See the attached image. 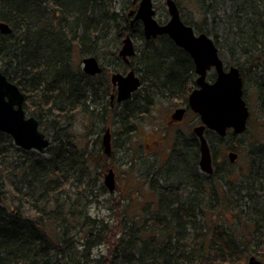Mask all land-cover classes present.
<instances>
[{
  "label": "trees",
  "instance_id": "1",
  "mask_svg": "<svg viewBox=\"0 0 264 264\" xmlns=\"http://www.w3.org/2000/svg\"><path fill=\"white\" fill-rule=\"evenodd\" d=\"M133 1L0 0V22L12 29L0 32V71L25 95L27 116L36 118L51 140L46 151L38 153L17 148L11 136L0 132V264H247L252 256L264 262V214L248 219L240 207L243 201L251 204V195L246 202L242 191L218 188L214 176L199 172V140L192 134L188 140L176 138L169 157V162L177 163L174 170L190 181L188 195L171 188V182L149 166L142 178L151 196L141 206L134 197L137 163L130 157L119 164V169L129 165L128 193L116 199L115 191L104 198L109 193L101 181L103 170L98 169L103 165L101 156L108 161L113 157L104 156L102 147L100 154L94 153L87 134L80 141L74 122L77 117L91 120L97 105L89 103L88 96L102 90L109 97L108 73L123 66H111L92 77L79 61L99 58L104 51L119 60L118 49L127 35L141 58L158 59L160 52L147 51L155 41L146 40L142 24L131 27ZM190 2L202 20L193 23L183 16L185 24L212 37L222 49L219 36L205 20L222 22L234 35L241 59H264V0ZM225 4L229 10L220 19L217 15ZM178 7L182 11L180 0ZM243 63L234 64L245 73ZM166 68L146 64L144 71L152 76L149 88L152 83L158 86L159 80L175 88L178 72ZM130 103L134 109L136 103ZM116 107L108 105L103 127L109 121L117 127L128 125ZM206 137L220 140L213 132ZM186 148L189 152L183 155ZM185 162L183 172L179 164ZM101 203H107L108 215H93L92 209ZM153 203L156 210L150 209ZM115 214L122 222L113 226ZM231 215H235L232 222L224 220ZM238 227L245 231L240 240L225 239L229 229ZM97 244H106L107 257H94Z\"/></svg>",
  "mask_w": 264,
  "mask_h": 264
},
{
  "label": "water",
  "instance_id": "2",
  "mask_svg": "<svg viewBox=\"0 0 264 264\" xmlns=\"http://www.w3.org/2000/svg\"><path fill=\"white\" fill-rule=\"evenodd\" d=\"M138 0H134L136 3ZM166 6L170 20L161 24L157 20V11L153 0H141L136 11L135 21H141L147 39H155L158 36L167 35L173 42L187 51L196 65L197 74L200 76L196 89L189 97V107L200 116L202 124L194 129V134L200 142V168L207 174L213 173L211 165V151L205 136L207 130L216 132L224 137L228 129H233L236 134H243L247 130L250 116L248 107L243 99L244 83L240 71L232 67L228 72L224 70V62L219 56V49L213 38L207 34H197L191 26L184 23L180 10L175 0H167ZM0 32L8 34L12 32L10 26L0 22ZM124 57L135 55V47L128 35L123 40V48L120 52ZM84 72L95 76L102 73V67L95 57H87L83 60ZM216 68L218 79L213 83L207 81V73ZM111 82L118 91V101H126L140 87V80L134 71L127 75L114 73ZM25 95L19 87L8 80L0 71V132L12 137L16 147L44 153L50 145V140L41 131L39 121L27 116L24 109ZM185 110H178L173 118L181 121ZM103 148L107 155L111 154V135L107 130L103 139ZM235 155H231L234 160ZM105 186L113 192L116 188V174L113 168L105 175ZM249 264H263L251 259Z\"/></svg>",
  "mask_w": 264,
  "mask_h": 264
},
{
  "label": "bare ground",
  "instance_id": "3",
  "mask_svg": "<svg viewBox=\"0 0 264 264\" xmlns=\"http://www.w3.org/2000/svg\"><path fill=\"white\" fill-rule=\"evenodd\" d=\"M166 1L167 0H165V2ZM226 7H228V6L226 5ZM228 10H229V8H228ZM168 49L173 53L175 52L174 48L170 44L168 45ZM80 65H81V68L84 72V64L82 61H81ZM168 68H171V67H168ZM139 72L141 74V71H139ZM151 77H152L151 74L147 75L145 73L144 90L145 89L147 91L153 90L152 94L151 95L149 94L150 97L148 96L144 102L142 101L143 103H141L140 106H136V104H135L134 109L132 108L133 105L130 103V101H134L136 103L137 96L133 97L135 92L132 94L131 98L132 97L133 98L132 99L130 98L131 99L130 101H122V102L118 101L117 95H116V97L111 96V95L108 97V95L105 94L104 92H102V90H98L96 93H92L88 96V100L91 98L89 100V103H91L92 105H97L96 108H92V110H91V116L92 117L90 120L91 124H90L89 130L93 132L94 130H97L98 128L102 127V128H100V129H102V133H103L102 143H103V139H104V136H105L107 130H110L111 149H112L111 154L107 155L103 149V144L101 145L106 156L110 157L112 154L114 156H116L115 150H114V148H116V144H115V140H114L115 139L114 135L116 133L114 134V128H116L117 126L112 125V123L109 121L107 123V126L103 127L104 123L106 122L107 117H108V105L113 104L112 108L117 106L116 112L118 114H122L123 117L128 118V125L127 126L119 125L118 126L119 128L117 127V130L119 131V134H118L119 138L117 137V143L119 141H124V143L127 144L128 148H127V151L125 153V157H128L127 160H129L130 157H134L136 159V163H137L136 175H138V176H136L137 180H138L136 182H137L138 190L136 191V193H134L135 194L134 197H135V200H138V203L140 202L141 206H143L145 204V202L150 199V196H151V194H149V192H148V189H147L148 187L146 188L147 184L145 183V181L142 178V175L146 174V172L148 171L149 166L152 170L157 172V174H159L162 177L163 181L169 180L171 182V186H172L171 188H174L176 191H179L181 194L188 195V189L191 187L190 181L187 179V177L184 175H181L180 173H177V171L174 170V166L177 163L175 164L173 162H169V157H170V154H171L173 148L171 149V152L168 155L167 159H164V161H162L163 159L148 156L149 154L147 152L142 151L143 148L141 146L137 148V146H135V144L132 143V137H133V135L136 134L138 124H140V122L144 121V119H143L144 117H147L149 115L148 110H149L150 105H151L150 101L152 99H155L156 102H161L164 98L163 96H165L166 92H167V89L164 88V86L160 85V84L157 86V90H155V86L153 83H152L151 87L149 88V86H150L149 81H150ZM113 87L115 88V86H113ZM78 121H79V119L77 117V119L74 122V127L76 126V123ZM255 126H256V129H260L259 122H255ZM103 129L105 131H103ZM249 131L250 130L247 126V130L245 131V133H247ZM88 134H89V132L87 133V135ZM47 138L50 140L49 137H47ZM232 140H233V138H232ZM50 142H51V140H50ZM207 142H208V145H209V148L211 151V165L213 168V173L207 174V173L203 172L200 168V165L198 167L199 172L201 174L207 176L208 178L214 176L213 182L216 183L218 188L223 187L224 190H230V191H234V192H237L239 190V191L243 192L242 193L243 195L248 194V195H251L253 198H256L257 200L252 201L250 212L246 216V217H249L248 219L252 220L251 219L252 217H258V215L264 214V140H261L257 136L252 135V142L253 143H252L251 148H253L254 151H256V153H254V152H250V153L247 152L246 153L247 164L245 166H239V169H241V171L236 173V178H234L235 175L233 173V170H231V168H233V167H231V165L237 164L238 159H240V157H241L240 156L241 153H238L236 147H231V148L226 149V151L228 152L227 158L221 156L220 152H217V155H216V153L214 152L213 147H212V140L209 141L207 139ZM232 142H234V144L235 143L240 144V142L235 138ZM117 146H118V144H117ZM155 147H156L155 145H151V144L147 145L148 149H152ZM118 149H119V146L117 147V150ZM188 152L189 151L187 148L183 149V155H186ZM199 152H200V142H199ZM193 153H194L193 151H192V153H190V156L192 158H194ZM231 155H235L236 158L234 160H232ZM191 157L189 158L188 161L191 160ZM127 160H125V161H127ZM200 160H201V153L199 154L198 164H200ZM213 160H215V161L213 162ZM213 163H214V166H213ZM179 165L182 166L180 168V170H182L183 172H186V169L184 168L186 166V162L184 164H179ZM179 165H178V167H179ZM128 167H129V165L127 166V169H128ZM111 168H113V170H115V166L110 165V168H108L107 171ZM103 169L104 168L102 165V167L98 170H99V172H101ZM95 173H96V170H95ZM104 180H105V176H104ZM104 180L102 179V181H103L102 183H103L104 187L106 188V190L108 191V193L113 194L115 191L118 192L117 191V179H116V188L113 192L109 191V189L105 186ZM125 193H128V192L123 191V192L119 193L118 197L115 196V198L120 199L121 196H123ZM114 195H115V193H114ZM156 207H155V203H153L152 206L150 207V209L156 210ZM232 211L234 213L236 212V210H234V209H232ZM238 211H240V210H238ZM234 216H232V215L231 216H224V220L227 221V219H228V222H232ZM121 222H122V218L120 217V215L115 214L114 220L112 221V223H113L112 225L113 226L120 225ZM120 228L122 230L123 225H121ZM238 228L229 229L228 230L229 234L225 237V239H231V240L234 239L235 241L240 240V236H242L243 235L242 233H244L245 231L243 230V227H241L239 229ZM261 230L264 232V224H262ZM257 234H259V233H257ZM252 238H253V236H252ZM107 249L108 248H107L106 244H97L94 247V253H95L94 257L95 258H99L101 256L107 257V255H108ZM252 258H254L258 262L264 264L263 261L257 259L254 256L249 257V259L247 260V264L250 263Z\"/></svg>",
  "mask_w": 264,
  "mask_h": 264
},
{
  "label": "rangeland",
  "instance_id": "4",
  "mask_svg": "<svg viewBox=\"0 0 264 264\" xmlns=\"http://www.w3.org/2000/svg\"><path fill=\"white\" fill-rule=\"evenodd\" d=\"M155 1V8L157 10V14H158V19H166L168 12H167V7L165 4V0H154ZM179 2V0H176ZM220 1V0H219ZM180 8H182V16H184L185 19H189L190 21H192L193 23H197V21L200 22V20H202L201 16H199V11L198 8H196L191 2L190 0H180ZM224 10L218 12V17L220 19H222L224 17V12L226 13V11L228 10V7H226V4L223 7ZM221 10V8H220ZM207 19V18H206ZM207 21V28L212 31L214 34H217L219 36V43L222 46L221 49V58L224 61L225 64H234L236 62H240L241 64H244L243 62H245L243 59L240 58V55L242 53V51L240 50V47L236 44V40L234 35L231 36L229 33V26L226 24H223L222 22L219 23V21H217V23L212 24L209 19L205 20V22ZM261 23H264V20L261 21ZM263 27V26H262ZM262 30V29H261ZM112 42V41H111ZM111 42L109 44H111ZM113 45V43H112ZM110 45V46H112ZM114 57L107 55V51H104L101 55H99V60L101 62V64H103L105 67H107L108 69L111 68L112 64V59ZM254 58V57H252ZM82 60L79 61V63H81ZM247 64V63H246ZM247 70V65L245 66V71ZM112 73H108L109 78L111 76ZM247 74V72H246ZM250 87H252V82L248 81L246 83V92L249 93ZM172 108L171 105L164 102L161 103L157 109H154L151 113H149V115L147 117H144V121L140 122V124H138V128L136 131V134L133 135L132 137V143L135 144V146L138 147H142V151L147 152L149 155L148 156H152V157H157L160 159H163L162 161H164V159H167L168 155L171 152V147L172 144L175 142V139L173 140V136L176 135L177 133V128L174 127H170L168 125V120H169V116L172 114ZM89 121V122H88ZM90 120H86L84 121L81 118H79V121L76 123V126L74 127L75 129V133L77 135H79V140L83 141V137L84 135H86L88 132L89 134L87 135V139L90 140L91 142V146H92V150L94 153L96 154H100V148L102 147V127L98 128L97 130H94L93 132L89 130L90 127ZM255 122L253 121L251 123V125L249 126V132H247L246 134L240 136L237 138V140L240 142V144H237L234 142H232V137H227V139L225 140H218L217 138H213L212 140V147L214 152L217 155V152L221 153V156L226 157L227 158V154L228 152L226 151L227 148H231V147H236L238 153L240 154V159H238L237 164H232L231 170H233V173L235 175L234 178H236V173L240 172L241 169H239V166H245L247 164L246 162V153L247 152H254L256 153V151H254L252 147V135L257 136L259 139L264 140V128H260V129H256L255 126ZM85 123V124H84ZM196 121L194 116L190 117L188 122L185 124V126L182 127V129L184 130V132L189 135V134H193V128L196 126ZM103 131H105L103 129ZM116 133V134H115ZM114 137H115V144H116V148H114L115 150V155L113 154L111 155L113 158L112 160L110 159L109 161L106 160V157L103 158V156H101V160L103 161V175H102V179L104 180V176L107 174V169L110 168V165L115 166V172H116V179H117V191L115 192L114 196H119V193L123 192V191H127L128 189V185L125 181V170L127 169V166L125 165H121V169H119V164H121L122 161H125L128 159V157H125V153L127 151V144L124 143V141H119L117 143V137L119 138L118 134L119 131L117 130V127L114 128ZM162 137L164 136V138L166 139V142L168 143V145L164 144L163 141V145H158L155 148L152 149H148L147 145L151 144L154 145V141L157 138L159 139V136ZM131 143V142H130ZM131 143V144H132ZM117 144L119 146V149L117 150ZM152 147V146H151ZM104 149V148H103ZM106 156V155H104ZM102 181V180H101ZM103 182V181H102ZM129 190V189H128ZM128 192V191H127ZM111 197V194H107L106 197H104L105 199ZM236 199H234L235 201ZM254 200H257L256 198H254ZM247 202V201H246ZM236 203V201H235ZM243 205L240 207V210L249 213L250 209H251V204L250 202H248V206L245 205V202H242ZM107 205V203H105L104 205H102V203L100 205L95 206L92 209V213L93 215H97L98 212L100 213V216H107L108 213L106 212V210L104 209L105 206ZM103 218V217H101Z\"/></svg>",
  "mask_w": 264,
  "mask_h": 264
},
{
  "label": "flooded vegetation",
  "instance_id": "5",
  "mask_svg": "<svg viewBox=\"0 0 264 264\" xmlns=\"http://www.w3.org/2000/svg\"><path fill=\"white\" fill-rule=\"evenodd\" d=\"M140 1L141 0H138L136 3H134L136 8L132 11H136L138 9ZM166 2H165V4H166ZM175 2L178 5V2L176 0H175ZM154 8H155V1H154ZM167 12H168V8H167ZM180 12H181V18H182L183 17L182 11L180 10ZM130 13H129V17L131 18V27H133L135 23L142 24L141 21H135L133 23V20H134L136 14H133L131 16ZM157 20L161 24L168 23L170 20L169 12H168L167 18L164 20L158 19V14H157ZM142 26H143V24H142ZM143 33H144V30H143ZM127 36H125L122 39L121 45L118 49L119 60L113 58L112 64H110L111 66L121 65V66H123V69H121L120 71H116V72H113L114 69H112V70H110V73L113 72L112 74L121 73L123 75H127L131 71L135 72L136 76L140 80V87L138 88L137 91H135L133 96H137L136 106H140L141 103H143L148 96L150 97V95L153 92V90H149V91H147L146 89L144 90V87H145V84H144V80H145V78H144V76H145L144 67L146 66V64L152 62V63H156L157 65H159L162 68H163V65H165L167 68L173 67V69L176 70L178 72V75H179V79L175 83V88H173V86H171V85H166V83L159 80L158 85L159 84L163 85L164 88L167 89V92H166V95L163 96L164 98L161 102H156L155 99H152L150 101L151 105H150V108L148 110V114L151 113L154 109H157V107L161 103L166 102V103L170 104L171 108L173 109L172 114L169 116L168 125L170 127L177 128V132H176L177 134L173 136V140L174 139L176 140V138H178V137L182 138L183 140H188V137L191 134L187 135L184 132V130L182 129V127L185 126V124L188 122L189 118L192 116H194L195 121H196V124H195L196 126L193 128V134L192 135L197 137L194 134V129L197 126H200L202 124V122H201L200 116L198 114H196L195 112H193L192 109L189 107V97L194 90L200 89V86L197 84V80L200 76L197 74L195 62L192 59V57L190 56V54L187 51H185L184 49H182L181 47L177 46L170 37H168L167 35H163V36H158L155 39H153V38L147 39L145 37L146 40H148V41H151V40L155 41V43H152V45H151L152 48L147 49V51L152 53V54H155L154 50H157V52H160V53H156V56L157 55L159 56L158 59H156V58L155 59L154 58L153 59H149V58L143 59L140 57V54H139L140 51L138 50L137 46L135 45L133 38L129 35L131 37L133 43H134L135 55L124 57L123 55L120 54V52L123 48V40ZM144 36H145V34H144ZM162 38L170 41L169 44L174 48V51H175L174 53L168 49V45H163L161 43L160 40ZM220 50L221 49H219V56L221 58ZM88 57H94V56H88ZM85 58H87V57H85ZM85 58L82 59V62ZM95 58H97V60L100 63V66L102 67V73L97 74V75L92 76V77L100 76L103 74V72L105 70H109L107 67H105L103 64H101L98 57H95ZM245 62L247 63V70L245 71V73L243 71L241 72L240 69L238 68V66H236L235 64H225L224 63V70L226 72H228L232 67H236L240 71V74H241V77H242L243 83H244L243 99L245 100L246 105H247L248 110H249V113H250L248 123H247L248 128L253 121L259 122L260 128H264V59H247ZM171 68H169V69H171ZM139 71H141L142 75L140 74ZM246 72H247V74H246ZM112 74H111V76H112ZM88 76H91V75H88ZM111 76H110V83L112 85L111 96L116 97V95H117V97H118L117 88L113 87L114 85L111 82ZM217 79H218V74H217L216 68L210 69L207 73V81L209 83H213ZM248 81L252 82V87H250L251 91H249V93L246 92V83ZM155 90H157L156 84H155ZM131 99L126 100V101H130ZM110 106L112 107L113 104ZM178 110H185V113H184L181 121H176L173 118L174 113ZM207 132H213V131L207 130L205 132V136H206ZM213 133H215L220 138V140H222V141L227 139V137H232L233 139L234 138L237 139L238 137L246 134L245 132L243 134H236L233 129H228L227 134L224 137L218 135L216 132H213ZM163 141H164L165 145H168L164 136L163 137H162V135L159 136V139L156 136V139L154 141V145L155 146L163 145ZM173 146H174V143L172 144L171 149L173 148ZM214 161L215 160H213V162ZM213 166H214V163H213ZM245 196H246L245 201H247V198H249V195L245 194Z\"/></svg>",
  "mask_w": 264,
  "mask_h": 264
}]
</instances>
